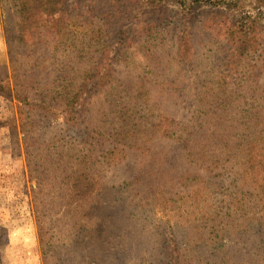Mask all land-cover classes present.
Listing matches in <instances>:
<instances>
[{
  "label": "rangeland",
  "instance_id": "374dc122",
  "mask_svg": "<svg viewBox=\"0 0 264 264\" xmlns=\"http://www.w3.org/2000/svg\"><path fill=\"white\" fill-rule=\"evenodd\" d=\"M68 1L69 9L78 8L77 12L82 13L88 23H93L98 13L109 14L108 37L100 45L108 42L113 52L108 61L96 66L98 52L95 53V49L100 48L88 42L90 66L98 67L104 74L114 70L120 80L99 90L89 112L83 114L78 125L70 131L59 115L39 116L37 108L31 112L33 104L34 107L38 105L35 102L38 94L48 88V83L62 92L64 85L57 80L60 73L54 61H48L47 67L44 64L45 68H38V52L44 57L46 50L31 45L38 40L35 30L27 33L28 37L33 35L30 47H17L21 21L17 6L11 0H0V83L7 86L0 92V264H56L51 258L56 253L61 254V264H159L163 260L164 241L171 248L181 249L182 236L192 232L189 225L180 222L172 194L157 186L167 189L166 185H176V180L160 181L158 174L161 172L168 171L176 176L189 171L183 151L175 144L167 145V131L178 130L169 127L170 120L195 125L197 121L206 124L207 119L213 118L207 125L209 131H221L234 137L235 134L251 136L256 132L254 136L263 138L258 143L263 157L258 181L264 183V129H253L248 122L252 114H257L259 122L261 119L264 124V22L258 21L254 38H250L257 43L253 52L242 58L240 47L245 40L237 34L239 24L234 10L225 8L224 3L217 7L208 0L203 3L186 0L187 7L192 6L183 13L173 0H165L156 8L143 0ZM255 5L249 1L245 11L251 12ZM159 16L167 20V29L156 30L149 39L139 40L144 27ZM90 28L95 29L94 26ZM122 31L128 39L118 55L120 45L117 42L125 39ZM178 35L184 37L190 49L184 61L178 58ZM15 56L21 58L19 67L14 64ZM69 58L66 55L67 73L72 72L73 67ZM77 69L80 71L82 67ZM220 75L226 77L227 93L217 82ZM103 79L93 82L92 87L98 82L102 85ZM237 93L247 96V112L229 103V96ZM49 95L50 98L56 96ZM23 101L33 104L27 106ZM54 104L57 106L58 102ZM218 104L228 109L227 112H217L215 106ZM114 130L121 134L132 132V136H125L121 143L110 136ZM83 137L89 138L91 143L98 138L105 139L103 148L110 152L89 155L82 151ZM57 138L64 139V151L76 150V155L63 160L73 173L71 183L84 186L90 180L99 181V192L87 199L81 197L83 202L79 206L103 204L110 195L107 188L120 189L115 200L110 201L112 206L117 204L116 211L120 215V236L116 238L115 251L98 249L88 243L85 231H91L94 225L83 228L87 220L82 219L73 202L71 210L74 213L66 217L69 204H62L65 194L60 195L57 170L52 171L58 167L55 164L57 155L51 166H43L44 160L38 161L40 155L46 154L45 146ZM170 146H173L171 157L166 155ZM154 151L160 153L153 156ZM93 157H97L98 164L94 165ZM89 163H94V169H101L98 176H92ZM81 173L88 175V179L79 177ZM232 179L229 176L212 181L217 187L213 186L207 201L201 204L203 208L209 205L206 213L224 217L236 211L228 212L227 208L233 201L236 209L234 199H240L230 196L233 194ZM243 184L241 181L238 186ZM176 191V199L183 196L180 188ZM51 200L60 204L56 215L50 212ZM250 201L252 204L246 202L244 205L246 212L259 202L264 204V195L259 201L253 197ZM76 220L85 224L80 231L73 227ZM247 236L246 232H239L225 247V252L236 255L233 264L255 263L251 249L243 246ZM49 243L55 247L50 248ZM69 243L72 247L67 250Z\"/></svg>",
  "mask_w": 264,
  "mask_h": 264
},
{
  "label": "trees",
  "instance_id": "16d2710c",
  "mask_svg": "<svg viewBox=\"0 0 264 264\" xmlns=\"http://www.w3.org/2000/svg\"><path fill=\"white\" fill-rule=\"evenodd\" d=\"M16 4L19 15V36L16 38V45L19 48L21 45L30 47V40L32 42L33 35L27 36L28 32L35 30L37 35V42L32 43L36 47L42 46L46 50L44 57L39 56L38 52V68L48 66V61H54L59 67L58 81L63 82V92L61 89L55 90L52 87V83H48V88H43L44 90L38 94V100L35 105L29 101H23L27 106L33 104L31 112H34V108L40 112L39 116L47 115H59L64 118L65 123L69 126V130L72 127L78 125L83 114H87L92 103V99L99 94V90L103 87L106 89L112 86L115 82L120 80L118 75L114 73V70H108L105 74L102 73L98 67H92L90 58V44L95 43L99 46V50L95 49V53L98 52L96 66H99L102 61H108L109 55L113 52L111 45L108 42L104 45H100L101 42L107 38V17L108 13L95 15L93 23L86 21L82 13L77 12L78 8L69 9L68 0H11ZM81 1V0H80ZM148 6L156 8L157 6L164 3L165 0H143ZM179 4V7L183 13L191 10V6L187 7L186 0H173ZM252 1L255 5L250 11H245L248 2ZM197 3H203L204 0L193 1ZM209 4L222 5L224 3L225 8L233 9L234 14L239 26L238 36L244 41L240 47V52L242 58L246 53H252L256 46V41L250 39L254 38L256 33V24L258 21L264 22V0H218L210 1ZM222 6L219 8L221 9ZM258 10V11H257ZM45 17V18H44ZM94 26L95 29L90 27ZM168 23L166 19L161 16L153 18L149 26L144 27L143 34L139 36V40L149 39L152 34L157 31L166 30ZM122 38L117 43L120 45L118 55L121 51L123 45L127 41V35L122 31ZM236 33L233 32L232 36ZM177 46L179 60H185L190 53L189 46L184 42L180 35L177 36ZM249 39V41H248ZM66 55L69 58V62L73 64L70 69L72 72H65L67 68ZM64 56V57H62ZM64 58V59H61ZM93 58V57H92ZM14 64L16 67L21 66V58L19 56L13 57ZM36 67V66H35ZM82 69L79 71V69ZM105 78V82L97 83L92 87L93 82ZM75 81V82H74ZM218 83H220L224 88V92L227 91L226 77L220 75L218 78ZM46 87V86H45ZM7 88L6 85L0 83V92ZM23 89L24 87H20ZM59 88V87H57ZM10 92L12 91L9 89ZM212 90V89H211ZM213 91V90H212ZM50 93H54L56 96L50 98ZM18 96V95H17ZM113 95L110 96L109 101L111 102ZM26 100V99H25ZM55 101L58 105L55 106ZM229 103L233 105H238V109L242 112H247L248 101L247 96L242 95V93H237L233 96H229ZM245 107L244 110L241 108ZM218 111L227 112L228 109H223L220 104L215 106ZM238 110V111H239ZM43 114V115H41ZM216 116H218L216 114ZM257 114H252L250 116L249 125L253 129L261 128L264 129V124ZM256 117V118H255ZM197 118V117H194ZM255 118V121H254ZM226 119V118H224ZM213 118L207 119V123L197 121L195 125L192 124H178L174 120H170L169 127L172 129H178L177 131H167L168 136L165 137L168 144H175L183 151L184 157H186L185 163L188 166L187 171L184 175L171 176L170 172H161L158 174V179L161 181L163 179L173 182L176 180V185H166L167 189L163 186L164 191H168L172 194V200H175L177 209H179L180 222H184L192 228L191 233H185L181 239L182 245L179 241L180 247L175 246L171 248L168 246L167 242L164 241L162 246V257L163 260L159 264H233L236 260L235 254H228L225 252V247L228 242L235 237V234L247 233V237L243 242V246L246 249H251V255L253 257L254 264H264V204H259L253 206L248 212H246L245 203L252 204L251 198H257L259 201L260 196L264 195V183L258 181L259 174H261L259 167L260 164L263 167V157L260 153V147L258 143L263 140L254 136V133L250 135H240L235 134L231 136L225 132L215 131L211 132L207 128V125L212 123ZM228 121V120H227ZM241 124V123H240ZM256 125V126H255ZM207 128V129H206ZM156 130V127H153ZM114 130L110 133V136H114L116 140H120L121 143L124 141L125 136L131 138L132 132L117 133ZM201 132V133H200ZM264 132V130H263ZM91 137V136H89ZM233 139H235L233 141ZM105 141V139L103 140ZM103 141L98 138L96 141L92 142L89 138L83 137L81 139V144L85 145L83 147L84 152L90 154H95L101 152L102 154L110 151H106L103 148ZM62 144V145H60ZM64 139L57 138L56 141H50L47 146H45L44 151L46 154L39 156L38 161L44 160L43 166H51L52 159L57 155V168L52 169L56 177H58L60 184H58V190L60 195L65 194L63 197V205H67L68 209L65 211V215H70L74 213L71 210V204L76 205V211L80 212L82 219L87 220L86 225L82 221H73V227L76 230H81L82 224L85 226L83 228L87 229L88 226H92L91 231H85V237L88 239L89 244H94L96 248H105L106 250L115 251L116 238L120 236V229H118L120 215L116 211L117 204L112 206L110 201L115 200L114 197L118 196L120 189L116 187L107 188L110 195L108 200L98 206L84 207L81 202L84 199L92 196L99 192L97 188L98 182H93V180L87 182V185L80 186L76 183H71V175L73 173L70 170V165L63 160L68 157L72 158L76 155V150L64 151ZM55 147L57 151L54 152ZM62 147V148H61ZM173 152V146L169 147L168 155L171 157ZM159 151H154L152 154L156 156ZM109 154H106L108 156ZM105 157V156H103ZM95 161L94 163H89L90 170L92 171V176H98L101 173V169H94V165L99 162L97 157L91 158ZM155 160V159H153ZM166 162V161H164ZM94 164V165H93ZM168 164V162H166ZM48 174V170L46 172ZM46 176V175H45ZM169 176V177H167ZM233 177L231 185L233 186V194L230 196L240 198L234 199L237 203V208L230 202L227 205L228 212L236 210L234 213L226 214L224 217H220L214 214H208L206 211L209 208L207 205L205 208L201 207L202 203L207 201L206 197L211 192V189L217 187L213 180L219 178H229ZM79 177L88 179V175L79 174ZM77 177V178H79ZM169 178V179H168ZM80 179V178H79ZM243 181L242 186H238V183ZM102 188H105L101 185ZM180 188L183 193L182 197L176 199L177 192L176 189ZM106 189V188H105ZM169 189V190H168ZM234 189L236 193H234ZM229 192V189H227ZM238 192V193H237ZM74 198V199H73ZM51 204V205H50ZM50 212L55 215L59 212L57 208L60 209V204H56L54 200L50 201ZM248 213L251 214L248 216ZM65 217V216H64ZM79 217V216H78ZM80 219V217H79ZM72 230V229H71ZM74 231V230H73ZM80 236L79 233H77ZM89 234V235H87ZM56 236V235H53ZM84 236V235H83ZM71 241V240H70ZM175 242V241H174ZM50 248L55 247L52 243H49ZM72 245H68V249ZM236 247H238L236 245ZM76 251V250H75ZM174 256V257H173ZM56 264H61V254H52V257ZM166 260V261H165Z\"/></svg>",
  "mask_w": 264,
  "mask_h": 264
}]
</instances>
